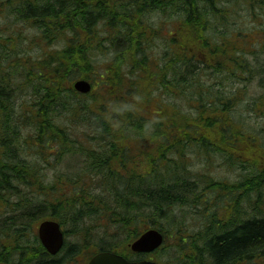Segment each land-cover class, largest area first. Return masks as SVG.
<instances>
[{
	"label": "trees",
	"instance_id": "obj_1",
	"mask_svg": "<svg viewBox=\"0 0 264 264\" xmlns=\"http://www.w3.org/2000/svg\"><path fill=\"white\" fill-rule=\"evenodd\" d=\"M219 1L0 0V241L8 244L1 261L55 264L34 232L52 219L80 236L62 249L64 264L98 251L141 258L130 244L152 227L168 233L166 226L179 230L185 251L212 235L200 242L197 261L264 263V135L231 115L242 88L216 95L204 78L254 81L246 53L255 55L260 43L249 50L244 43L264 31L248 33L228 20L247 9L257 21L264 0ZM153 12L171 33L156 27ZM22 25L36 36L26 37ZM24 40L40 43L42 54L26 50ZM157 44L167 60L153 54ZM255 67L264 89V63ZM78 79L91 81L88 94L75 90ZM251 105L264 114V93ZM194 147L208 153V164L220 152L239 180L222 181L210 166L194 171ZM66 159L71 164L61 169ZM48 168L55 169L51 182ZM179 206L204 213L198 232L183 233ZM88 218L113 241L94 242Z\"/></svg>",
	"mask_w": 264,
	"mask_h": 264
},
{
	"label": "rangeland",
	"instance_id": "obj_2",
	"mask_svg": "<svg viewBox=\"0 0 264 264\" xmlns=\"http://www.w3.org/2000/svg\"><path fill=\"white\" fill-rule=\"evenodd\" d=\"M232 1H234V0H232ZM242 1L243 0H239V2H242ZM226 3H229L228 5L233 4L231 2H228L227 0L226 1L222 0V2L221 1L217 2V4H226ZM240 6L244 7V4L241 3ZM259 15H260V17L258 18L257 21H255L254 19H252V17L249 16V11L247 9H245V11H243V10L240 11L238 13V15L234 14L232 17H229L228 21L230 22V25L232 28H234L233 26L235 25V27L238 28L239 30H245L248 33L251 32L252 29H254V28L258 29L259 31H262V30L264 31V9L259 11ZM152 16L155 17L154 21H155L156 27L162 28V30L164 31V34H166V35H167V31H170V33H171L172 29H170V25H166V28L162 27L163 23H165L167 20L161 16V13L153 12ZM1 19L2 18L0 16V20ZM210 21L213 23L212 24V26H213L212 32L215 35V31H218V28L214 24L217 22L215 20H213L212 18H210ZM161 24H162V26H161ZM22 27L25 30V36L28 37L29 39H32L36 36L37 32L34 29H28L24 25H22ZM221 28L222 27H220V29ZM175 31L176 30H174V32ZM166 37L167 36H164V40L167 39ZM256 38H258V40ZM256 41H257V43H260V44H257L256 47L251 50V51L256 50L255 55H252L249 52L246 53L247 60H248L247 62L254 64L253 65V67H254L253 73H251V74H254V76H255L252 79L254 81H247L244 83H236L234 80L229 79V76L226 73L212 75V76H204V78H206V81H207V83H205V85L207 86V89L210 88L211 90H214L215 91L214 94H216V95H218L216 93V91H222L228 95H235V93L237 92V89L242 88L245 92L243 100L239 101L237 99V101L234 102L231 115L235 121H237L243 125L244 129L247 132L254 133V134L258 133V134L264 135V114H262L260 112H255V110L253 109V106L252 105L249 106V102L252 99H255L257 96L264 93V89H262L260 87V81H259L260 77L257 75L258 68L255 67L256 64L264 63V36H262V35L260 36V34H257L255 37L251 38L250 40H247L246 43H244V46L247 50H249L252 46H250L248 44L255 43ZM31 45L33 47H31ZM23 47L26 50H30L33 55L39 56L43 52L40 43H38L37 41H35L33 44H31L30 41L24 40ZM162 48H163L162 45L161 46L158 45L156 48H154L155 51L153 52V54L155 55V57H157L160 60H162L163 58H165V60H167L168 54ZM256 55L259 56V58L257 60L255 59ZM105 61L106 60L103 59L102 63H104ZM246 75L248 77H251V75L249 73H247ZM244 99H246V100H244ZM163 100L166 103V99L164 98ZM177 101L180 104L191 106L189 104V102H187V101H181V100H177ZM192 105L196 106V103L193 102ZM196 150L197 149L194 147L190 151L191 154H188V158L192 161V163H190V164L192 165V168L194 171H204V170H206V168L208 166H210V167H212L211 168L212 173L222 181L234 183L237 180H239L238 179V175H240L239 170L236 169L233 166V164H228L223 159L222 154L220 152L214 153L212 155V157L210 158L211 163L208 164L205 161L207 158L206 155H208V153L204 150H203V153H201L199 151H197L198 152L197 153ZM228 153H229V151H227L226 154H228ZM233 155H235V154H233ZM67 160L68 159H66L65 162H63L64 164H63L61 169H68V166L71 164V162L70 161L68 162ZM54 170L55 169H53V168H48L45 170V175L48 177V180L50 182L53 180V177L55 175ZM13 201H14V203H17V202H15L17 200L14 197H13ZM11 208L12 207L5 208L1 212H3V215H10L11 213L9 211ZM194 212L195 211L191 210V208L187 209V208H183L181 206H179L175 209V213L177 216L181 217L182 219H186L185 221H182V222H184V225H186V227L182 228L183 233H194V232H198L200 230V228L203 224L202 219L204 217V213L203 212H195L194 213ZM85 221H88V223H86V224L90 225L91 230L96 234V235L93 234L94 237H92L94 242L97 241V243H100L101 246H105L108 242L113 241L112 238H109V237L101 238V236L104 235V232L100 229V225L98 222H94V220H92L90 218H88V220L85 219ZM64 229L67 230L66 233H67L68 239L70 241H73L75 238L80 237L79 235L76 236L74 233H72V231H73L72 227L67 226V227H64ZM166 229H167L168 233L163 232L165 234V242H164L163 246L158 250V252H157L158 254L154 255V258L163 264H185V263L194 264L193 261H195V262L197 261L198 255L200 254V250L202 248V244H200V242H203L206 239L199 240L200 242L195 246V248H193L192 250L185 251V250H182L180 248L181 247L180 243H181V240H183V239L181 238L182 236L180 234H177L179 230L173 229V228L168 227V226H166ZM223 233H225V232L223 231ZM98 235H100V237H98ZM105 239H108V241L106 242ZM122 240H123V235H118L117 241H122ZM6 244H7L6 241L5 242L0 241V252L2 251L3 246ZM6 246H8V244ZM178 246H179V248H178ZM84 252H86V250ZM80 255H84V257H86L87 259L90 258V254H82L81 253ZM187 256H188V258H187ZM6 262H8V260H6ZM232 262L233 261H229V262H226L225 264H231ZM8 263L16 264L14 261V258H11ZM261 263H263V262H261ZM205 264H212V263L210 261H207ZM214 264H216V263H214ZM233 264H239V263H237V260H235ZM243 264H246V262H244ZM247 264H249V263H247ZM254 264H256V262H254Z\"/></svg>",
	"mask_w": 264,
	"mask_h": 264
},
{
	"label": "water",
	"instance_id": "obj_3",
	"mask_svg": "<svg viewBox=\"0 0 264 264\" xmlns=\"http://www.w3.org/2000/svg\"><path fill=\"white\" fill-rule=\"evenodd\" d=\"M76 89L81 93H89L92 85L87 80H78ZM39 236L47 250L56 255L64 245V233L61 226L54 220H47L39 227ZM163 243V236L157 229H149L141 237L131 244V248L136 253H152ZM89 264H159L151 260L130 261L123 256L113 252H99L89 262Z\"/></svg>",
	"mask_w": 264,
	"mask_h": 264
},
{
	"label": "flooded vegetation",
	"instance_id": "obj_4",
	"mask_svg": "<svg viewBox=\"0 0 264 264\" xmlns=\"http://www.w3.org/2000/svg\"><path fill=\"white\" fill-rule=\"evenodd\" d=\"M99 32H101L103 35L106 33L105 30L104 31H100L99 30ZM118 47L119 46H113L112 48H118ZM34 232H35V230H34ZM46 254L49 255L50 258L52 257V259H50V262L52 261L55 264H64L63 261H62V254L61 253L57 254L56 256H51L47 252H46ZM80 254H73L72 257H71V260L69 261L68 264H88L89 261H90V258L87 259L86 257H84V255H80ZM84 254H86V253H84ZM57 261H59V263H57ZM0 262H2V261H0ZM44 262H46L47 264H49V258L46 261H44ZM4 263L5 264H10L8 262H4ZM193 263L196 264L197 262L193 261ZM199 263L205 264V262H203V261L202 262H199Z\"/></svg>",
	"mask_w": 264,
	"mask_h": 264
},
{
	"label": "bare ground",
	"instance_id": "obj_5",
	"mask_svg": "<svg viewBox=\"0 0 264 264\" xmlns=\"http://www.w3.org/2000/svg\"><path fill=\"white\" fill-rule=\"evenodd\" d=\"M78 81V80H77ZM77 81L74 83V88H75V90L78 92V90L76 89V83H77ZM161 234H162V236H163V243H162V245L157 249V251L163 246V244H164V242H165V234L163 233V232H161L160 230H158Z\"/></svg>",
	"mask_w": 264,
	"mask_h": 264
}]
</instances>
